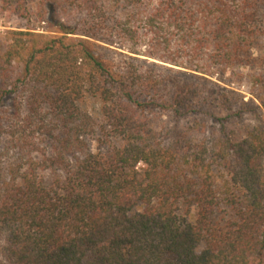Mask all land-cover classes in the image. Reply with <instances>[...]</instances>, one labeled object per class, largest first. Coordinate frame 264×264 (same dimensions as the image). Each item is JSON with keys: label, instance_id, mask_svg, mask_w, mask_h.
I'll return each mask as SVG.
<instances>
[{"label": "trees", "instance_id": "trees-1", "mask_svg": "<svg viewBox=\"0 0 264 264\" xmlns=\"http://www.w3.org/2000/svg\"><path fill=\"white\" fill-rule=\"evenodd\" d=\"M5 12L0 264H264V0Z\"/></svg>", "mask_w": 264, "mask_h": 264}, {"label": "rangeland", "instance_id": "rangeland-1", "mask_svg": "<svg viewBox=\"0 0 264 264\" xmlns=\"http://www.w3.org/2000/svg\"><path fill=\"white\" fill-rule=\"evenodd\" d=\"M26 25V22L19 19L17 16L12 15L11 13L5 12L0 14V40L5 41V35L6 32L8 31H13V30H21L24 29L23 27ZM43 23H38L35 22L33 23L31 31L33 32H39V33H44L48 36L52 35H61L62 33L57 32V31H46L44 28L41 26ZM253 67L250 68H242L241 71L245 73V78L244 80H239L238 78L232 77L229 74H225L222 76V79L220 83L229 89H232L239 93L240 95L244 96V100L252 103L253 105L257 104L259 105V100L256 97V95L253 94L252 89V84H251V73L253 71ZM87 110L90 112L97 114L99 109H100V103L96 98H88L85 104ZM3 143H0V150L3 148ZM95 144L93 143V146Z\"/></svg>", "mask_w": 264, "mask_h": 264}]
</instances>
